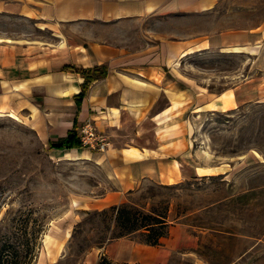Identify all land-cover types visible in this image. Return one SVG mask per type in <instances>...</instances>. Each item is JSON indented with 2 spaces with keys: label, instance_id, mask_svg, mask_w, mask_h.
Returning a JSON list of instances; mask_svg holds the SVG:
<instances>
[{
  "label": "rangeland",
  "instance_id": "rangeland-1",
  "mask_svg": "<svg viewBox=\"0 0 264 264\" xmlns=\"http://www.w3.org/2000/svg\"><path fill=\"white\" fill-rule=\"evenodd\" d=\"M45 24L2 10L0 38L16 33L50 40ZM111 36L130 51L154 52L162 38L212 37L216 46L177 64L192 68L210 97L235 83L256 82L254 100L191 119L194 152L206 157L205 176L213 177L178 184L146 180L123 204L165 216L169 234L176 228L178 249L161 264H264V0H221L202 13L122 22ZM234 45H248L252 53L223 51ZM16 116L0 112V215L32 211L36 242L28 264H99L97 250L118 228L111 213L95 214L100 210L85 203L111 191L112 183L90 160L61 159L63 153L43 145L23 116ZM46 234L52 236L47 244Z\"/></svg>",
  "mask_w": 264,
  "mask_h": 264
},
{
  "label": "crops",
  "instance_id": "crops-1",
  "mask_svg": "<svg viewBox=\"0 0 264 264\" xmlns=\"http://www.w3.org/2000/svg\"><path fill=\"white\" fill-rule=\"evenodd\" d=\"M220 1L0 0L6 13L44 20L51 37L36 42L28 35L9 33L5 38L10 42H0V112L23 116L43 145L71 152L76 160H90L106 175L113 189L85 203L92 209L122 204L146 180L178 184L205 175L198 170L210 166L206 157L194 152L192 117L220 109L223 93H232L233 108L254 100L256 82L235 83L210 97L192 68L177 64L216 46L212 37L162 38L154 52L130 51L114 43L111 35L122 22L202 13ZM68 64L108 67L106 77L90 84L79 108L75 96L83 77L64 71ZM212 104L218 108H210ZM88 120L106 137L104 151L52 147L66 138L74 121L80 135ZM83 151L89 158H80ZM198 156L200 163L194 165ZM175 229L171 226L159 245L143 244L133 235L111 239L96 255L112 264H161L178 249L180 239L172 238Z\"/></svg>",
  "mask_w": 264,
  "mask_h": 264
},
{
  "label": "trees",
  "instance_id": "trees-1",
  "mask_svg": "<svg viewBox=\"0 0 264 264\" xmlns=\"http://www.w3.org/2000/svg\"><path fill=\"white\" fill-rule=\"evenodd\" d=\"M64 71H73L83 77L81 91L75 96L77 107L87 93L90 84L102 79L108 74L106 65L94 66L92 68H80L73 65H64ZM57 149H82L77 123L74 121L73 128L62 141L52 146ZM213 176H201V179ZM111 213L114 227L118 232L111 237L116 239L135 232L140 234L139 242L147 245H159L161 239L168 234L169 223L166 217L157 213L142 211L136 207L125 204L112 205L106 209L96 211L95 214L106 215ZM32 211L19 209L7 211L4 216L0 215V264H28L30 251L36 242V230L29 227L32 219ZM110 239V240H111ZM99 264H112L108 259L102 257Z\"/></svg>",
  "mask_w": 264,
  "mask_h": 264
},
{
  "label": "bare ground",
  "instance_id": "bare-ground-1",
  "mask_svg": "<svg viewBox=\"0 0 264 264\" xmlns=\"http://www.w3.org/2000/svg\"><path fill=\"white\" fill-rule=\"evenodd\" d=\"M0 42H10V39L9 38H0ZM223 51H227V52H229V51H231V52H248V53L251 52L252 53L251 47L248 45L229 46V47L224 48ZM182 55H184V53ZM174 56L175 55H171V58H173ZM231 97H232V93H230L229 95H225L223 93V96L221 97L222 98V104L220 105V109H217V110L226 111L228 109L233 108V102L231 101ZM217 106H218L217 104L209 105L210 108H218ZM8 115L12 118L18 119V117L13 112L8 113ZM134 152H136V151L134 150ZM84 153H86V151H83V153H80L81 154L80 158H83V157L89 158L88 155H84ZM74 157H75V154H73L71 152H65V153H63V155L60 158L70 160V159H73ZM215 168L220 173L223 172V170H224L223 165L215 166ZM209 169L210 168H200L198 170V172L200 174H208V172L210 171ZM66 235H68V233H66ZM51 239H52V236L49 234H46L45 239H44L45 244L49 243V241ZM59 248H60V246H59Z\"/></svg>",
  "mask_w": 264,
  "mask_h": 264
},
{
  "label": "built area",
  "instance_id": "built-area-1",
  "mask_svg": "<svg viewBox=\"0 0 264 264\" xmlns=\"http://www.w3.org/2000/svg\"><path fill=\"white\" fill-rule=\"evenodd\" d=\"M79 138L82 148L104 151L109 144L106 137L97 131L90 120L84 122L81 126Z\"/></svg>",
  "mask_w": 264,
  "mask_h": 264
}]
</instances>
